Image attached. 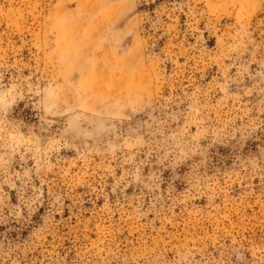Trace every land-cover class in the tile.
Returning a JSON list of instances; mask_svg holds the SVG:
<instances>
[{"label": "rangeland", "instance_id": "374dc122", "mask_svg": "<svg viewBox=\"0 0 264 264\" xmlns=\"http://www.w3.org/2000/svg\"><path fill=\"white\" fill-rule=\"evenodd\" d=\"M0 264H264V0H0Z\"/></svg>", "mask_w": 264, "mask_h": 264}]
</instances>
